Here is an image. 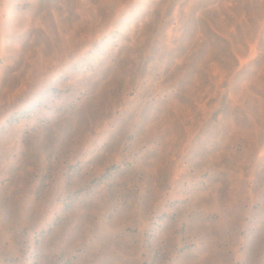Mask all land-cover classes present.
<instances>
[{
	"label": "rangeland",
	"instance_id": "rangeland-1",
	"mask_svg": "<svg viewBox=\"0 0 264 264\" xmlns=\"http://www.w3.org/2000/svg\"><path fill=\"white\" fill-rule=\"evenodd\" d=\"M0 264H264V0H0Z\"/></svg>",
	"mask_w": 264,
	"mask_h": 264
}]
</instances>
